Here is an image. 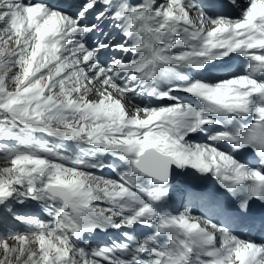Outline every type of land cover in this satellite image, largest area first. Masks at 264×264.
Masks as SVG:
<instances>
[{"label":"snow or ice","instance_id":"snow-or-ice-1","mask_svg":"<svg viewBox=\"0 0 264 264\" xmlns=\"http://www.w3.org/2000/svg\"><path fill=\"white\" fill-rule=\"evenodd\" d=\"M253 205L264 0H0V264H264Z\"/></svg>","mask_w":264,"mask_h":264}]
</instances>
